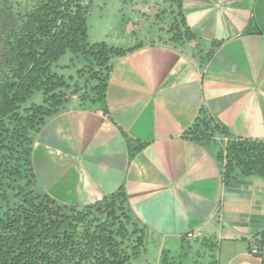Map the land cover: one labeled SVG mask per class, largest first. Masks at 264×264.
Returning a JSON list of instances; mask_svg holds the SVG:
<instances>
[{
  "label": "crops",
  "instance_id": "1",
  "mask_svg": "<svg viewBox=\"0 0 264 264\" xmlns=\"http://www.w3.org/2000/svg\"><path fill=\"white\" fill-rule=\"evenodd\" d=\"M115 3L123 24L89 42L124 51L109 61L101 101L68 90L34 134L37 190L79 207L122 190L148 235L147 264L186 247L204 264H264L250 252L264 232V173L226 174L222 158L231 139L264 141V0H181L183 42L134 23L131 0ZM87 64L68 52L55 71L71 85ZM204 117L219 129L197 138Z\"/></svg>",
  "mask_w": 264,
  "mask_h": 264
},
{
  "label": "trees",
  "instance_id": "2",
  "mask_svg": "<svg viewBox=\"0 0 264 264\" xmlns=\"http://www.w3.org/2000/svg\"><path fill=\"white\" fill-rule=\"evenodd\" d=\"M94 0H25L0 9V264H147L149 238L134 221L119 190L85 207L63 204L37 190L32 160L34 134L68 99L70 84L55 71L70 52L97 69L92 102L101 101L109 61L124 50L106 41L89 42ZM8 2L7 0L5 1ZM148 20L183 42L191 37L181 0H133ZM22 7V8H21ZM110 37V33H107ZM93 77V76H92ZM41 92V103L27 102ZM97 92V94H96ZM219 129L201 118L193 135L208 138ZM222 158L226 174L264 173V141L231 139ZM162 264H181L163 253Z\"/></svg>",
  "mask_w": 264,
  "mask_h": 264
},
{
  "label": "rangeland",
  "instance_id": "3",
  "mask_svg": "<svg viewBox=\"0 0 264 264\" xmlns=\"http://www.w3.org/2000/svg\"><path fill=\"white\" fill-rule=\"evenodd\" d=\"M6 0H0V9L8 4V6H11L13 8V11L16 12L18 7V3H24L25 0H7L8 2H5ZM143 1V0H142ZM116 0H94L93 4L91 6V15L88 18V25H89V35L90 40H95L99 36H103V33H110V36L115 34L116 30H119V27L121 24H123V21L125 20V16H123L122 11H119L116 7ZM133 8H135V4L133 0H131ZM22 8V7H21ZM138 15V14H137ZM139 16V15H138ZM140 19L139 18H133V22L136 23ZM69 60V56H65L61 59V63H67ZM98 74L103 75L101 70L97 69L93 73V77L89 72L83 73L81 75V80L77 81L76 83H71L70 85V91L77 92L81 90H86L82 94L90 93L93 96V91L90 92V90H93L92 88L97 84L96 80H93V78L96 79V76ZM97 94V92H96ZM42 100V94L37 92L35 93L32 98L27 102V104L30 103H40ZM188 253V254H186ZM198 249L193 250L191 252L189 247L184 248V252L182 253L181 260L184 261V263L189 264H196L195 260L198 264H204L207 256H205L204 252L202 251L200 254H198ZM191 257V258H190Z\"/></svg>",
  "mask_w": 264,
  "mask_h": 264
},
{
  "label": "built area",
  "instance_id": "4",
  "mask_svg": "<svg viewBox=\"0 0 264 264\" xmlns=\"http://www.w3.org/2000/svg\"><path fill=\"white\" fill-rule=\"evenodd\" d=\"M250 252L264 262V232L258 238L252 239Z\"/></svg>",
  "mask_w": 264,
  "mask_h": 264
}]
</instances>
